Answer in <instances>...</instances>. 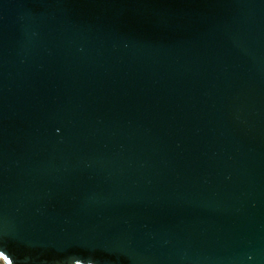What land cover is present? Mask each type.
<instances>
[{
  "label": "water",
  "instance_id": "obj_1",
  "mask_svg": "<svg viewBox=\"0 0 264 264\" xmlns=\"http://www.w3.org/2000/svg\"><path fill=\"white\" fill-rule=\"evenodd\" d=\"M264 264V0H0V257Z\"/></svg>",
  "mask_w": 264,
  "mask_h": 264
},
{
  "label": "rangeland",
  "instance_id": "obj_2",
  "mask_svg": "<svg viewBox=\"0 0 264 264\" xmlns=\"http://www.w3.org/2000/svg\"><path fill=\"white\" fill-rule=\"evenodd\" d=\"M0 264H8L4 257H0Z\"/></svg>",
  "mask_w": 264,
  "mask_h": 264
},
{
  "label": "snow or ice",
  "instance_id": "obj_3",
  "mask_svg": "<svg viewBox=\"0 0 264 264\" xmlns=\"http://www.w3.org/2000/svg\"><path fill=\"white\" fill-rule=\"evenodd\" d=\"M9 264H11V262H9Z\"/></svg>",
  "mask_w": 264,
  "mask_h": 264
}]
</instances>
